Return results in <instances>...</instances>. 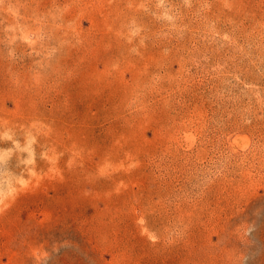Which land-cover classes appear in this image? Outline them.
Masks as SVG:
<instances>
[{
  "label": "rangeland",
  "instance_id": "374dc122",
  "mask_svg": "<svg viewBox=\"0 0 264 264\" xmlns=\"http://www.w3.org/2000/svg\"><path fill=\"white\" fill-rule=\"evenodd\" d=\"M0 264H264V0H0Z\"/></svg>",
  "mask_w": 264,
  "mask_h": 264
}]
</instances>
